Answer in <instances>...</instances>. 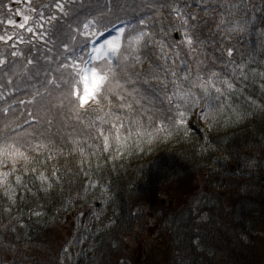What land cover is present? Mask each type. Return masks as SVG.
<instances>
[{
	"label": "trees",
	"instance_id": "1",
	"mask_svg": "<svg viewBox=\"0 0 264 264\" xmlns=\"http://www.w3.org/2000/svg\"><path fill=\"white\" fill-rule=\"evenodd\" d=\"M61 2L64 12L55 9L58 22L50 29L57 47L36 41L39 52H25L35 54L34 65L25 68L22 58H12L0 44V58L8 60L0 66V110L11 105L17 113H9L6 121L0 111V127L17 120L23 124L18 114L25 107L17 101L31 100L37 88L45 92L41 83L45 73L49 78L56 75L52 58L60 42H68L70 47L79 43L69 40L79 25L99 19L109 28L121 21L134 22L147 11L145 0ZM189 2L204 15L195 0ZM206 2L213 29L229 5L237 6L231 11L243 28L230 38L214 37L216 42L223 39L224 45L234 47L236 63L246 66L245 79L239 72L233 74L231 65L223 67V62L209 68L235 85L223 116L208 124L192 115L187 131L170 136L157 133L155 127L161 121L167 123V104H161L156 98L161 93L154 89L152 98L159 110L155 126L145 122L138 142L129 141L120 152L115 145L103 152L97 147L100 142L87 135L86 125L48 111L46 96L38 99L27 110L54 123L50 130L36 125L34 143L42 139L43 132L54 148L50 160L37 154L39 162L33 167L45 175L56 169L61 180L47 191L36 181L29 185L31 192H26L10 176L15 197L11 208L0 187V264H264V0ZM204 36H210L207 28ZM172 37L177 38L176 32ZM47 48L53 49L49 60L43 55ZM151 62L150 57L146 59L144 68ZM9 77L12 84L7 83ZM136 87L144 91L141 84ZM49 90L59 95L51 86ZM197 125L202 133L196 134ZM24 128L32 132L29 125ZM82 162L85 171H81ZM232 163L236 171H232ZM7 170L0 168V172ZM193 179L199 183L180 189ZM37 204L42 206L41 215H31Z\"/></svg>",
	"mask_w": 264,
	"mask_h": 264
},
{
	"label": "snow or ice",
	"instance_id": "2",
	"mask_svg": "<svg viewBox=\"0 0 264 264\" xmlns=\"http://www.w3.org/2000/svg\"><path fill=\"white\" fill-rule=\"evenodd\" d=\"M22 2L25 4L23 8L19 7ZM195 2L204 15L194 11L189 0H145L143 7L147 11L134 22L121 21L120 27L112 24L109 29L107 25H101L99 19L88 20L69 34V40L79 43L70 47L68 42H60L56 56L52 58L57 64L56 75L49 78L45 73L41 83L45 92L41 93L37 88L31 100L17 101L25 107V111L18 114L23 124L17 120L5 122L0 127V168L8 169L0 172V187L9 197V208L15 203L10 176L14 175L15 186L26 192H31L29 185L36 181L47 191L53 183L61 180L56 169L45 175L37 173L33 167L39 162L37 154L50 160L54 148L43 132L40 133L42 139L34 143L38 139L36 125L43 124L50 130L54 123L53 119L42 121L38 113L27 110L38 99L46 96L48 111H55L66 121L86 125L87 135L100 142L97 147L103 152L109 151L113 145L120 152L129 146V141L138 142L144 135L140 130L145 127V122L155 126L159 110L152 98L156 96L154 89L161 93L156 96L161 104H167V123L161 121L155 127L157 133L170 136L182 129L187 131L192 115L208 124L223 116L225 109L229 108L227 99L234 93L235 85L209 68L223 62V67L231 65L232 73L239 72L240 78L245 79L246 66L236 63L234 47L224 45L223 39L216 42L214 37L230 38L243 28L239 27L241 21L236 19V13L231 11L237 6H227L229 11L215 21L213 29V21L207 19L208 3L206 0ZM64 7L61 0L47 5L38 0H8L7 3L0 0V44L12 58H22L25 68L34 65L35 54L26 55L25 52L33 53V49L39 52L36 41H42L45 47L49 42L53 48L57 47L53 39L55 33L50 29L55 28L58 17L50 10L63 13ZM165 10L167 15H164ZM212 11L215 13L216 9ZM16 17L22 19L18 21ZM205 28L209 30V37L204 36ZM106 32H115V35L106 38ZM173 32L178 33V38L172 37ZM21 45L25 47L21 48ZM52 51L47 48L43 53L46 60ZM149 57L152 62L145 69ZM7 63L6 57L0 58V66ZM39 75L37 72L36 76ZM7 83L12 84L13 80L9 77ZM137 84L144 86V91L136 87ZM49 86L59 95H54ZM0 111L6 121L9 113L17 114L11 105ZM24 125L32 127V132H28ZM147 135L151 137L152 134ZM73 143L78 142L73 140ZM79 151L83 156V149ZM81 171H85L83 162ZM41 207L37 204L31 215L40 216Z\"/></svg>",
	"mask_w": 264,
	"mask_h": 264
},
{
	"label": "rangeland",
	"instance_id": "3",
	"mask_svg": "<svg viewBox=\"0 0 264 264\" xmlns=\"http://www.w3.org/2000/svg\"><path fill=\"white\" fill-rule=\"evenodd\" d=\"M5 2L7 3L8 2V0H5ZM38 2L40 3V4H43V5H47L46 3H42V2H40L39 0H38ZM48 4H52V2L50 1V3H48ZM13 7H16V5L15 4H13ZM19 7H21V8H23V7H25V4L22 2L21 3V5H19ZM54 10V13L56 14V12H55V9H53ZM50 11H52V10H50ZM46 14H47V11H46ZM16 19L19 21V20H21L22 19V17H16ZM88 21V20H87ZM117 27H120L121 26V24H118V25H116ZM47 27V26H46ZM112 27H109V29H111ZM0 34H2V32H0ZM111 35H115V32H111V33H105V37L106 38H110L111 37ZM51 44V42H49L48 43V45H50ZM195 132H196V134H198V133H202V131H201V127L199 126V125H197L196 127H195ZM197 183H199V179H193L192 181H190L189 183H182V186H181V188L180 189H182L185 185H187L185 188H184V190H187L188 188H190L192 185H194V184H197ZM263 251H264V248H263ZM263 254H264V252H263Z\"/></svg>",
	"mask_w": 264,
	"mask_h": 264
},
{
	"label": "water",
	"instance_id": "4",
	"mask_svg": "<svg viewBox=\"0 0 264 264\" xmlns=\"http://www.w3.org/2000/svg\"><path fill=\"white\" fill-rule=\"evenodd\" d=\"M232 171H236V167H234V165H232Z\"/></svg>",
	"mask_w": 264,
	"mask_h": 264
},
{
	"label": "flooded vegetation",
	"instance_id": "5",
	"mask_svg": "<svg viewBox=\"0 0 264 264\" xmlns=\"http://www.w3.org/2000/svg\"><path fill=\"white\" fill-rule=\"evenodd\" d=\"M144 252L146 253V251H145V250H143V253H144Z\"/></svg>",
	"mask_w": 264,
	"mask_h": 264
}]
</instances>
